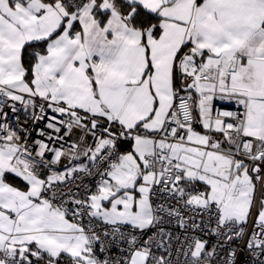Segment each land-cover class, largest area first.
<instances>
[{
    "label": "snow or ice",
    "instance_id": "obj_1",
    "mask_svg": "<svg viewBox=\"0 0 264 264\" xmlns=\"http://www.w3.org/2000/svg\"><path fill=\"white\" fill-rule=\"evenodd\" d=\"M244 253L264 264V0H0V264Z\"/></svg>",
    "mask_w": 264,
    "mask_h": 264
},
{
    "label": "built area",
    "instance_id": "obj_2",
    "mask_svg": "<svg viewBox=\"0 0 264 264\" xmlns=\"http://www.w3.org/2000/svg\"><path fill=\"white\" fill-rule=\"evenodd\" d=\"M8 109L6 108L5 111H7ZM21 123H27L28 125H31V120H27L25 121V118L23 116H21ZM37 128H42L43 127V122H40L39 124L36 125ZM33 139H41V137L37 136V134L35 132H33V136H32ZM31 142V140L29 141ZM85 183L86 184H91L92 181L88 178L85 179ZM196 188L197 185L195 186ZM157 201L154 200V203H156ZM199 219V218H198ZM209 220V217L208 216H205L204 217V221L205 222H208ZM88 221V218L85 217L84 218V222L87 223ZM211 224L212 226L214 227L215 226V220L214 218L212 219L211 221ZM95 227H97V229L99 230L100 228H103L105 227L104 225L102 224H96ZM159 227H163L166 231H171L173 233V235H181V238L183 239V230L180 229L178 226H176V224L174 222H171V223H164L162 225H160ZM253 225H252V222L250 221L249 224L247 225V230L248 231H251ZM124 231H127L128 229L125 227L123 229ZM157 229L153 228L151 230L148 231L147 235H152L153 232H155ZM205 232H209L208 229H204L203 231H197L195 234L196 235H200L202 236L204 239L208 240L209 241V247H211V245L215 244L216 243V237L214 235H211L210 232L209 234L205 235L204 233ZM146 238V236L144 237ZM121 247H124V246H121ZM179 247V243L178 242H174L173 245H172V256L170 257L173 261H175L177 259V254L175 252V249ZM233 247H236V245L234 244ZM242 247V245H241ZM154 251H156V254L157 255H160V254H165L167 255L166 253H163V250L162 249H154ZM112 255H119V252L117 249H112V252H111ZM185 258L183 256H179V260L183 261ZM241 260L245 262V264H250V261H249V254L248 253H244L242 254L241 256Z\"/></svg>",
    "mask_w": 264,
    "mask_h": 264
},
{
    "label": "trees",
    "instance_id": "obj_3",
    "mask_svg": "<svg viewBox=\"0 0 264 264\" xmlns=\"http://www.w3.org/2000/svg\"><path fill=\"white\" fill-rule=\"evenodd\" d=\"M45 45H41L40 47H28L26 46L25 51L23 53L24 63L26 67H30L33 63V55L35 52L40 51L43 52Z\"/></svg>",
    "mask_w": 264,
    "mask_h": 264
},
{
    "label": "crops",
    "instance_id": "obj_4",
    "mask_svg": "<svg viewBox=\"0 0 264 264\" xmlns=\"http://www.w3.org/2000/svg\"><path fill=\"white\" fill-rule=\"evenodd\" d=\"M196 127H197V130L202 131V129H200L199 125H197ZM125 150H127V149H125ZM10 180H11V182L14 183L16 186H19V187H21V188L24 187L23 182L20 181L19 179H11V178H10ZM196 185H197L198 189L203 190V188H204L203 185H201V184H199V183H197ZM69 219H71V217H69Z\"/></svg>",
    "mask_w": 264,
    "mask_h": 264
}]
</instances>
